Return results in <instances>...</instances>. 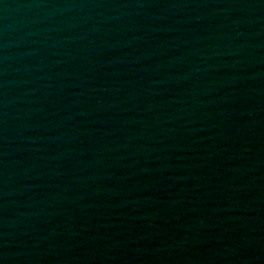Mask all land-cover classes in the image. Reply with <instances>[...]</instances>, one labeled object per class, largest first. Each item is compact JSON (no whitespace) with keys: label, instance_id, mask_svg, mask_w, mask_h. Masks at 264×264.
I'll list each match as a JSON object with an SVG mask.
<instances>
[{"label":"water","instance_id":"1","mask_svg":"<svg viewBox=\"0 0 264 264\" xmlns=\"http://www.w3.org/2000/svg\"><path fill=\"white\" fill-rule=\"evenodd\" d=\"M264 148V0H0V247Z\"/></svg>","mask_w":264,"mask_h":264}]
</instances>
